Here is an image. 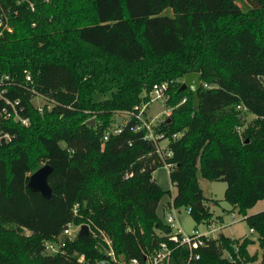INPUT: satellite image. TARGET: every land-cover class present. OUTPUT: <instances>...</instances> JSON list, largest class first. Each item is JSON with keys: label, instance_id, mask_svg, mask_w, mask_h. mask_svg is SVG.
<instances>
[{"label": "trees", "instance_id": "trees-1", "mask_svg": "<svg viewBox=\"0 0 264 264\" xmlns=\"http://www.w3.org/2000/svg\"><path fill=\"white\" fill-rule=\"evenodd\" d=\"M33 2L34 10L26 2L0 3L12 24L0 37V76L15 79L7 95L19 97L30 118L29 125L9 122L5 128L15 137L0 144V264L106 259V244L92 232L64 237L57 253H45L44 242L71 221L108 233L119 259L143 262L144 251L171 231L157 213L171 191L153 176L164 160L174 163L173 206H186L197 224L211 221L200 172L227 182L225 199L257 233L256 239H236L220 232L196 249L198 262L264 264V210L248 212L264 197V0ZM166 9L173 14H163ZM193 71L212 85H202L197 108L191 90L181 88ZM164 81L172 112L156 131L169 138L171 157L163 160L144 131L134 129V117L103 139L117 112L147 102L153 85ZM30 89L54 104L39 111ZM239 103L255 116L245 125L233 110ZM175 133L181 134L173 138ZM44 164L53 167L49 199L28 187ZM255 242L261 257L248 250ZM188 256L186 247H178L169 264H185Z\"/></svg>", "mask_w": 264, "mask_h": 264}, {"label": "built area", "instance_id": "built-area-1", "mask_svg": "<svg viewBox=\"0 0 264 264\" xmlns=\"http://www.w3.org/2000/svg\"><path fill=\"white\" fill-rule=\"evenodd\" d=\"M17 3L26 2L29 7L34 10L35 4L33 0H16ZM1 3V0H0ZM16 13V11H15ZM12 30L11 24V16L9 10L4 8L3 5L0 7V37L4 35L6 31ZM26 81H32V76L30 73L26 74ZM202 85L211 88L212 85L205 83L202 81ZM16 86L15 79L10 75L4 74L0 76V144L8 143L13 140L15 135L5 128L9 122L21 123L23 125L30 124V118L24 115V104L22 103L19 97L12 98L7 95V91L10 87ZM169 83L167 81L156 83L153 85L152 89L149 92V100L142 104L135 105L133 109L127 110L123 112L125 115H122V120L126 116V120L135 118L137 120L135 130L144 131V138L150 140L156 146V151L160 155V157L164 160V158L171 157L173 155L172 149L166 147L169 142V138L164 137L163 133H159L156 131V127L160 125L165 119L161 121L159 119V123L155 125L152 121H149L146 116V111L148 105L158 99H168L169 94L167 93ZM33 93L32 103L36 106L39 111L43 112L45 106L47 105L50 108L54 103L49 101L44 95L38 93L34 89H30ZM47 99L48 102L45 104H40L35 101V99ZM186 98L182 100L185 101ZM236 108L239 111L247 112V108L242 103L236 105ZM121 120V121H122ZM236 129L238 132H241L243 127L241 125H237ZM121 131V127L118 124L111 126L109 129L105 130L103 139L106 140L112 133H118ZM181 133L173 134V138H177ZM166 140V142H164ZM164 142V143H162ZM164 165L170 168L174 167V163L167 162L164 160ZM172 201L170 202V206L172 207ZM79 211V204H75L73 208V212L77 214ZM189 212V209H187ZM238 217H236L235 213H232V222H236ZM214 221H210L207 223L208 229L205 231H199V229H195L192 233H184L180 231H175L174 228H178L179 224L176 221V215L169 211L167 215L166 224L171 227V231L167 233H161L162 239L156 240V247L153 249L144 251V261L141 262L138 258L132 257L130 259H119L112 247V239L108 233L99 228H92L89 223H75L73 221L68 222L67 225L63 228L62 232L59 236L54 240H46L44 242V251L47 254H55L57 253L63 245L64 237H68L70 239L78 236V232L80 231L83 224L89 225V231L92 232L94 236H99L101 241L106 244V254L107 258L101 261H107L108 264H169V260L172 258L174 251L178 247H186L189 252V256L186 260L185 264H200L198 260L201 257L199 251H196L201 246H205L207 244V239L215 238L211 233H217L220 231L225 225L222 222L219 224L212 223ZM251 233H255L253 228H250ZM79 261L84 263L85 258L84 255H81ZM101 261L96 262L95 264H101Z\"/></svg>", "mask_w": 264, "mask_h": 264}, {"label": "rangeland", "instance_id": "rangeland-1", "mask_svg": "<svg viewBox=\"0 0 264 264\" xmlns=\"http://www.w3.org/2000/svg\"><path fill=\"white\" fill-rule=\"evenodd\" d=\"M239 4L242 6V8L247 11L249 9L248 4H244L243 2H239ZM163 14L167 15H172L173 12L171 9H166ZM184 81V79H182ZM111 96V93L107 95V97ZM104 95H97L96 98H102ZM36 102L40 104H45L48 102L47 99H35ZM233 110H236L242 117L245 122L249 123L252 121L255 116L250 113V112H243L239 111L237 108H233ZM172 112V106L167 104L166 99H158L153 102H151L148 105L147 111H146V116L149 121H152L157 125L159 123V119L161 121L165 119L166 117H169ZM124 116L125 114L123 112H117L114 115V118L119 117V116ZM126 119V116L124 117ZM118 124V121L112 122V126ZM237 126V125H236ZM235 126V129H236ZM237 131V129H236ZM166 142V140L164 141ZM162 142V143H164ZM154 178L156 179L157 183L166 190L171 191V196L170 195H165L157 209L158 215L161 217L163 221L166 222L167 220V215L169 211H172L176 215V221L179 224L178 228H174L175 231H180L184 233H192L193 230L199 229V231H205L208 229L207 223L210 221H204L200 224H197L195 219L192 217V215L187 211L186 206H182L179 208H176L175 206L169 207L170 206V201H172V198L177 192V188L175 185L172 184L170 180V175H169V168L167 166H160L158 167L154 173H153ZM198 178L200 182V186L203 190V193L205 195L206 199V205L210 208L211 212L213 213V216L215 217V221L212 223L219 224V222L224 223V227L218 231L216 234L211 233V235H214V237H218L220 232L225 233L228 235L230 238H242L246 235H250L252 238L256 239L257 238V233H251L250 232V227L246 220L244 219V216L238 212V209L234 208L232 204H230L226 199H225V189L227 187V182L222 181V180H209L207 178H204L201 173H198ZM254 184V183H252ZM217 200V201H215ZM261 210H264V197L260 198L252 207L248 209L249 213H256ZM232 213L236 214V217L238 219L236 222H232ZM219 221V222H218ZM26 233H29L28 230L25 231ZM248 250L250 253L258 252L261 257V249L258 246V242H255L254 244H250L248 246ZM227 252H225V255ZM172 259V258H171ZM171 259L168 261L170 262ZM258 262H252L250 264H257Z\"/></svg>", "mask_w": 264, "mask_h": 264}, {"label": "water", "instance_id": "water-1", "mask_svg": "<svg viewBox=\"0 0 264 264\" xmlns=\"http://www.w3.org/2000/svg\"><path fill=\"white\" fill-rule=\"evenodd\" d=\"M202 87V79L200 72H188L184 76V81L182 83L181 88H189L193 93V103L197 108L200 104L199 91ZM122 116L118 117V121L122 120ZM92 123H94L95 118H92ZM53 167L50 164H44L39 167L36 171H34L29 178L28 187L31 191L40 192L44 197L51 198L52 196V188L49 184L48 178L50 173L52 172ZM202 205V202H199ZM89 225L83 224L80 231L78 232V236L81 235H89ZM156 244V241H155ZM123 259V256H121ZM101 264H108L107 261H101Z\"/></svg>", "mask_w": 264, "mask_h": 264}, {"label": "crops", "instance_id": "crops-1", "mask_svg": "<svg viewBox=\"0 0 264 264\" xmlns=\"http://www.w3.org/2000/svg\"><path fill=\"white\" fill-rule=\"evenodd\" d=\"M213 220H214V221L216 220L214 216L212 217L211 221H213Z\"/></svg>", "mask_w": 264, "mask_h": 264}]
</instances>
